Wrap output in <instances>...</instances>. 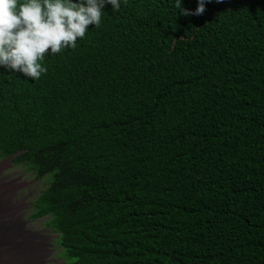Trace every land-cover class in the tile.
Instances as JSON below:
<instances>
[{"label":"trees","instance_id":"obj_1","mask_svg":"<svg viewBox=\"0 0 264 264\" xmlns=\"http://www.w3.org/2000/svg\"><path fill=\"white\" fill-rule=\"evenodd\" d=\"M103 11L38 80L0 67V161L46 182L31 217L66 264H264V0Z\"/></svg>","mask_w":264,"mask_h":264},{"label":"clouds","instance_id":"obj_2","mask_svg":"<svg viewBox=\"0 0 264 264\" xmlns=\"http://www.w3.org/2000/svg\"><path fill=\"white\" fill-rule=\"evenodd\" d=\"M207 2L189 10L175 0L177 15H201ZM106 5L118 11L121 0H0V67L38 80L46 52L75 47L89 25H100Z\"/></svg>","mask_w":264,"mask_h":264},{"label":"rangeland","instance_id":"obj_3","mask_svg":"<svg viewBox=\"0 0 264 264\" xmlns=\"http://www.w3.org/2000/svg\"><path fill=\"white\" fill-rule=\"evenodd\" d=\"M0 180L2 181V185L9 183L11 184L10 186L13 187L12 193L10 191L9 193H3V189L0 188V204L7 206V218L5 219V223H8L10 220L8 223L9 225L14 227L17 225L19 228L22 226L27 234H31L32 236L37 234L40 235V237L45 238L46 250L41 253V255L46 256V254H48L46 257V264H66L64 258L60 254L61 250L56 241L58 235L52 233L51 230L44 226V219H33L31 217L32 201L45 186V180H38L33 173L27 170L26 167L16 165L10 160L0 161ZM14 188L16 193L13 197ZM11 197L17 201V204L20 207V213H17V215L9 205ZM41 240V238L33 236L32 242L34 243V248L38 251V244H40ZM38 264L42 263L39 262Z\"/></svg>","mask_w":264,"mask_h":264},{"label":"bare ground","instance_id":"obj_4","mask_svg":"<svg viewBox=\"0 0 264 264\" xmlns=\"http://www.w3.org/2000/svg\"><path fill=\"white\" fill-rule=\"evenodd\" d=\"M6 207L0 204V264H38L42 263V256L45 262L46 256L41 255L46 250L44 238L38 244L39 251L36 250L32 242L33 236L27 234L22 226L19 228L17 225H9L10 220L5 223Z\"/></svg>","mask_w":264,"mask_h":264},{"label":"flooded vegetation","instance_id":"obj_5","mask_svg":"<svg viewBox=\"0 0 264 264\" xmlns=\"http://www.w3.org/2000/svg\"><path fill=\"white\" fill-rule=\"evenodd\" d=\"M11 184H9V183H5V184H3L2 185V181L0 180V188L1 189H3L2 190V192H7V193H9V191L12 193L13 192V187L12 186H10ZM4 187V188H3ZM10 193V194H11ZM15 193H16V190H15V188H14V193H13V197L15 196ZM9 195V194H8ZM13 197H11L10 198V200H9V205H10V207L14 210V212H16V215H17V213H20V207L18 206V204H17V201L13 198ZM25 224V223H24ZM24 226V225H23ZM25 230V229H24ZM26 231V230H25ZM27 232H29V231H27ZM31 232V231H30ZM34 233V232H33ZM33 236H35V237H37V238H41L42 239V237H40V235H37V234H34ZM59 237V236H58ZM58 239V238H57ZM46 239L44 238L43 239V241H44V244H45V241ZM57 241V240H56ZM55 241V242H56ZM46 247V246H45ZM47 255L48 254H46V257H47ZM46 262V261H45ZM42 264H44V257L42 256Z\"/></svg>","mask_w":264,"mask_h":264}]
</instances>
